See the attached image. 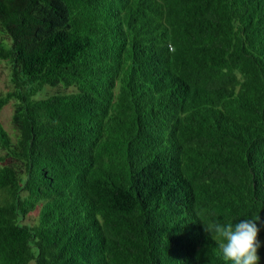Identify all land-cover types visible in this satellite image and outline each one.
<instances>
[{"label":"trees","instance_id":"obj_1","mask_svg":"<svg viewBox=\"0 0 264 264\" xmlns=\"http://www.w3.org/2000/svg\"><path fill=\"white\" fill-rule=\"evenodd\" d=\"M0 61V264H226L213 217L264 238V0H0Z\"/></svg>","mask_w":264,"mask_h":264},{"label":"clouds","instance_id":"obj_2","mask_svg":"<svg viewBox=\"0 0 264 264\" xmlns=\"http://www.w3.org/2000/svg\"><path fill=\"white\" fill-rule=\"evenodd\" d=\"M260 217L234 219L232 221L213 217L201 221L204 229L218 245L226 264H261L258 250L262 242L258 239Z\"/></svg>","mask_w":264,"mask_h":264},{"label":"rangeland","instance_id":"obj_3","mask_svg":"<svg viewBox=\"0 0 264 264\" xmlns=\"http://www.w3.org/2000/svg\"><path fill=\"white\" fill-rule=\"evenodd\" d=\"M7 76H8V69L6 67V64L3 61H0V95L4 94L9 89ZM57 91L71 92L72 89L63 90L61 88L46 87L44 91L40 94V97H46L47 95H51L53 93H56ZM12 112H13L12 103H9L0 111V123L10 135L13 134V130L11 126ZM36 220H37V212H33L23 220V224L33 225L36 222ZM259 240L262 242V246H264V238ZM261 264H264V258H261Z\"/></svg>","mask_w":264,"mask_h":264}]
</instances>
